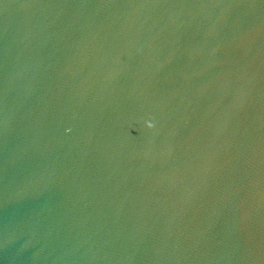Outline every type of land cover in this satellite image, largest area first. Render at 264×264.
<instances>
[{"label":"water","instance_id":"95a60500","mask_svg":"<svg viewBox=\"0 0 264 264\" xmlns=\"http://www.w3.org/2000/svg\"><path fill=\"white\" fill-rule=\"evenodd\" d=\"M0 264H264V0H0Z\"/></svg>","mask_w":264,"mask_h":264},{"label":"clouds","instance_id":"9594fccd","mask_svg":"<svg viewBox=\"0 0 264 264\" xmlns=\"http://www.w3.org/2000/svg\"><path fill=\"white\" fill-rule=\"evenodd\" d=\"M148 127L151 128V127H153V125H152L151 123H149V124H148Z\"/></svg>","mask_w":264,"mask_h":264}]
</instances>
